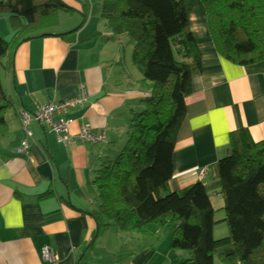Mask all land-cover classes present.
<instances>
[{
    "label": "crops",
    "instance_id": "1",
    "mask_svg": "<svg viewBox=\"0 0 264 264\" xmlns=\"http://www.w3.org/2000/svg\"><path fill=\"white\" fill-rule=\"evenodd\" d=\"M62 1L75 9L60 10L57 24L46 29L50 34L18 43L1 62V83L13 105L0 137V264H152L162 254L158 264H174L185 252L169 248L163 253L164 241L155 242L163 227L156 224L147 227L148 233L126 232L124 237L141 243L117 262L115 247L95 251L98 235H107L112 226L98 232L95 219L85 212L98 205L95 170L123 145L131 110L149 88L131 61L132 42L112 35L100 17L102 0ZM185 5L202 70L193 76L186 98L169 187L178 190L200 180L198 169L206 166L203 182L218 210L222 198L216 163L228 151L230 132L246 128L253 140L264 139V60L237 64L219 55L200 1L185 0ZM12 34L8 15H0V36L10 39ZM81 83L85 99L65 113L69 130L74 134L80 125H89L95 132L104 130L105 141L74 137L61 143L32 120L28 148L19 152L25 131L18 108L32 112L39 103L74 98ZM47 190L51 193L43 195ZM44 246L51 248L55 261L42 256ZM221 249L214 251V264Z\"/></svg>",
    "mask_w": 264,
    "mask_h": 264
},
{
    "label": "trees",
    "instance_id": "2",
    "mask_svg": "<svg viewBox=\"0 0 264 264\" xmlns=\"http://www.w3.org/2000/svg\"><path fill=\"white\" fill-rule=\"evenodd\" d=\"M199 1L219 55L237 64L264 60V0ZM74 9L62 0H0V15H8L13 29L10 39L0 36V62L18 43L50 34L46 29L57 24L60 10ZM99 15L112 35L132 42L131 61L149 92L131 110L119 151L95 170L98 205L85 212L97 231L115 225L148 233L150 224L168 226L169 247L185 251L174 264H214L218 248L223 264H264V139L234 129L227 153L217 160L221 220L228 228L223 237L213 235L217 219L206 174L178 190L169 187L186 98L202 70L185 0H102ZM12 105L0 80V137Z\"/></svg>",
    "mask_w": 264,
    "mask_h": 264
},
{
    "label": "built area",
    "instance_id": "3",
    "mask_svg": "<svg viewBox=\"0 0 264 264\" xmlns=\"http://www.w3.org/2000/svg\"><path fill=\"white\" fill-rule=\"evenodd\" d=\"M85 99V86L83 83L79 86V93L74 98L63 99L60 101H46L39 103L35 110L29 112L23 108H18V116L21 125L25 131V137L21 141V146L18 148L19 152H23L28 148V138L31 136V131L28 129V124L31 120H35L47 126L49 130L56 135L57 141L67 143L76 137L81 141L89 142H104L106 139L104 130L101 132L93 131L89 125H80L77 132L72 134L69 130L68 120L65 113L75 104ZM206 174V166L198 169V176L203 177ZM42 256L48 261H55V255L50 247L44 246L42 248Z\"/></svg>",
    "mask_w": 264,
    "mask_h": 264
},
{
    "label": "rangeland",
    "instance_id": "4",
    "mask_svg": "<svg viewBox=\"0 0 264 264\" xmlns=\"http://www.w3.org/2000/svg\"><path fill=\"white\" fill-rule=\"evenodd\" d=\"M2 65H3V63L0 62V80L3 82L5 80V77H4L5 73H4V70H3L4 68ZM8 110L9 109H7L5 112L6 115L9 112ZM46 128H47V130H49V128L47 126H46ZM49 131H51V130H49ZM97 201H98V197H97ZM217 206L218 205L216 204V208H217ZM220 215H221V217H223V209L215 210V213H214L215 219H218ZM227 231H228V228H227V225L224 221L220 220L214 224V227H213L214 237H216V238L223 237L224 235H226ZM104 233L102 231L98 235V238H97L96 243H95V251L96 252H103V250L106 247H112V246L115 247L117 249V253L119 256L118 255L113 256L114 262L115 261L117 262V260L120 257H122L123 255H124V257H127V253L133 249V246H132L133 244L136 245V244L141 243L140 240L133 241L129 236L124 237V235H126V232L120 231L119 229H117L115 227V225L111 226V229L108 231L107 235ZM149 241L154 242L153 239H150ZM162 241H164L163 243L165 244L164 245L165 249L163 251V253H165V251L170 248L169 247L170 231H169L168 226L163 227V234L160 233V238L155 241L156 245L158 246L159 244L162 243ZM170 249H172V248H170ZM172 250H179V249H172ZM161 258L164 259V254H162V257H160L159 259L154 260L152 264H158V261L161 260ZM95 262H96V260H95ZM217 262L218 263H216V264H223L221 261H217Z\"/></svg>",
    "mask_w": 264,
    "mask_h": 264
}]
</instances>
